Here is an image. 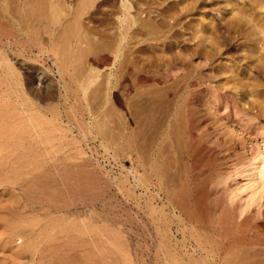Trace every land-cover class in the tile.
Wrapping results in <instances>:
<instances>
[{"label": "rangeland", "instance_id": "rangeland-1", "mask_svg": "<svg viewBox=\"0 0 264 264\" xmlns=\"http://www.w3.org/2000/svg\"><path fill=\"white\" fill-rule=\"evenodd\" d=\"M253 1H232L224 12L220 0H0V22L10 40L19 35L25 47L30 39L46 51L35 61L3 45L23 85L4 93L8 85L1 84V110L11 117L9 127L47 131L42 141L49 139L58 157L66 154L70 163L83 165L75 170L83 173V191L71 194L80 217L71 223L88 227L89 247L100 240L106 263L194 264L200 235L224 251L235 243L264 242V207L255 214L254 204L248 218H237L238 206L251 194L243 186L255 142L264 135V12ZM124 5L136 23L119 53L117 17ZM233 18L243 21L207 32L205 40L193 21L201 19L211 31L214 21ZM215 48L225 55L216 57ZM58 68L77 91L68 98L78 99L77 112H84L86 143L77 127L68 126L70 105ZM239 68L250 76L243 87L220 77V86L231 91L228 100L208 84L192 86L201 73L214 77ZM42 70L49 79L39 82ZM52 220L31 213L19 190L0 187V264H60L41 248L28 249ZM85 255L79 251L78 258ZM257 260L264 264V255Z\"/></svg>", "mask_w": 264, "mask_h": 264}, {"label": "bare ground", "instance_id": "bare-ground-1", "mask_svg": "<svg viewBox=\"0 0 264 264\" xmlns=\"http://www.w3.org/2000/svg\"><path fill=\"white\" fill-rule=\"evenodd\" d=\"M232 1L235 0H220L221 9L224 12L230 10ZM253 2L257 5L259 11L263 13L264 0H254ZM52 6L51 23L56 25L59 21L57 17L58 5L53 4ZM1 20L6 19L1 17ZM117 21L116 33L119 37L117 51L122 53L128 45V31L136 23V18L131 15L130 8L124 5L123 11L117 17ZM193 21L196 22V30L202 28L201 37L205 40L204 35L207 32L212 34L222 29L230 30L239 26L243 19L233 18L230 22L224 23L214 21L211 31L202 26L201 19H194ZM13 26L15 27L14 24ZM250 36L255 37L254 34H250ZM12 39L11 41L7 35L5 25L0 22V86L2 83H7L8 85L6 90H3L4 93L12 92L23 85L20 74L15 71L12 61L3 50L4 46L15 48L22 55L28 53L34 56L35 61L46 52H41L39 44L30 39H28L29 41L27 40V43H29L28 47L22 44L23 42H21L19 35ZM251 41L256 43L257 39L254 38ZM261 47L264 52V40ZM224 55L225 53L222 50L215 48L216 57H223ZM207 58L211 61L210 57ZM240 68L237 73H234L231 69L224 73L217 72L214 77H207L201 73L198 77L192 78V86L208 84L207 88L211 91H222L220 100H228L231 98V91H227L223 86H220L224 80V78L220 77L225 75V80L236 82L240 87H243V82L245 79H249L250 76ZM107 70V83H110L112 67ZM57 72L66 95L65 102L70 105L68 108L70 113L66 114L68 126L71 130L77 127L82 142L86 143L88 123H85L84 112L83 110L81 113L77 112L76 104L78 99L74 98V102H70L68 98V95L76 94L77 91L64 82L65 74L60 68L57 69ZM44 78L49 79L46 71L42 70L37 75V80L42 82ZM26 83L31 86L28 80ZM79 89L82 92L87 90L82 83L79 84ZM31 91L33 98L38 99V90ZM2 107H4V104L0 103V187L11 186L19 190L23 203L25 202L31 213H37L39 217L48 219V221H53L52 219H54V222L39 228L37 234L32 238L33 241L28 249L36 251L41 248L42 252L49 254L50 260L54 259L60 264H108L101 257V252L97 248L100 240H92L90 243L91 247H89L85 244L86 240L84 239L85 235L91 233L88 227H80L71 223L73 217H80L79 212L74 213L71 208V194L83 191V173L82 171L75 173V170L83 168V165L70 163L69 156H66V154L65 157H58L55 146L51 144V141L49 139L42 141V136L45 138L50 136L47 131L38 130L35 127L21 130L9 127L7 121L11 117L1 110ZM89 117L91 118L90 114ZM251 161V174L246 176L247 183L243 186L250 190L251 194L246 202L238 206L237 218H248L253 213L250 209L254 204H257L258 207L255 214H260L259 209L264 207V202H261L264 199V135H261L256 140L255 151ZM153 170L157 173L162 172L161 168ZM9 212L14 213V208L9 209ZM55 215H58V217ZM94 233L98 236L101 235L99 229ZM19 234L24 235L22 231ZM198 234L200 235V233ZM184 249L185 253H187L186 248ZM83 250H85L86 255L82 259L78 258L79 251ZM192 250V254L197 257L194 260V264H262V261L257 259L264 255V242L249 245L235 243L224 251L210 237L200 235L196 247ZM192 259L194 257L189 255V262H193ZM116 264H120L118 260Z\"/></svg>", "mask_w": 264, "mask_h": 264}]
</instances>
